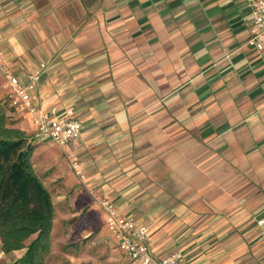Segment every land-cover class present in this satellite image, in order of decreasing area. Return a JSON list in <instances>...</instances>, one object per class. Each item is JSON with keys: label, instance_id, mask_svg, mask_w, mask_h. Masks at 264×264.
<instances>
[{"label": "crops", "instance_id": "crops-1", "mask_svg": "<svg viewBox=\"0 0 264 264\" xmlns=\"http://www.w3.org/2000/svg\"><path fill=\"white\" fill-rule=\"evenodd\" d=\"M251 21L246 0H0L8 67L25 82L37 71L33 102L81 122L55 155L85 174L65 168L53 201L68 244L94 233L129 262L100 195L147 227L157 256L264 264V51L246 43Z\"/></svg>", "mask_w": 264, "mask_h": 264}, {"label": "trees", "instance_id": "trees-1", "mask_svg": "<svg viewBox=\"0 0 264 264\" xmlns=\"http://www.w3.org/2000/svg\"><path fill=\"white\" fill-rule=\"evenodd\" d=\"M0 103V247L23 250L14 264H46L51 250V193L30 165L33 139L6 125Z\"/></svg>", "mask_w": 264, "mask_h": 264}, {"label": "built area", "instance_id": "built-area-1", "mask_svg": "<svg viewBox=\"0 0 264 264\" xmlns=\"http://www.w3.org/2000/svg\"><path fill=\"white\" fill-rule=\"evenodd\" d=\"M251 12L250 35L247 45L264 51V0H246ZM0 71L5 80L6 97L12 108L28 115L34 126L33 140L49 138L57 145H65L75 141L80 134L81 122L73 108L58 110L36 105L31 97L33 81L37 79V71L29 75L25 82L8 67L0 53ZM75 173L84 178L76 160L71 162ZM95 202L104 210L105 226L112 235L118 249L128 257L130 264H179L180 255L173 251L157 256L151 249L148 229L139 224L131 214L118 211L115 203L106 198L96 197ZM258 225L264 223L263 218L257 220ZM264 237V231L261 232Z\"/></svg>", "mask_w": 264, "mask_h": 264}, {"label": "rangeland", "instance_id": "rangeland-1", "mask_svg": "<svg viewBox=\"0 0 264 264\" xmlns=\"http://www.w3.org/2000/svg\"><path fill=\"white\" fill-rule=\"evenodd\" d=\"M7 89L5 80L0 85V103L4 104L5 113L7 115L6 125L10 127H19L23 129L26 135L29 136L30 128L27 126V116L24 112H20L12 108L6 97ZM26 116V117H25ZM26 123V124H25ZM60 146L50 139H45L42 142L33 140V151L29 161L33 171L41 178L43 184L51 193L52 202L59 191H63V173L65 168L70 170L72 176L78 180H84L85 174L82 170L84 178H80L73 169L71 162L66 160L61 163H56L55 155H60ZM77 161V160H76ZM79 164V161H77ZM80 166V164H79ZM63 171V172H62ZM65 190V189H64ZM104 198L100 195L94 196ZM54 233L52 232V247L48 255L46 264H130L119 252L116 251L113 244H109V240L97 241L96 235L92 233L86 238L75 240L73 244H68L71 240V235L61 236V232L66 228L70 220H65L62 213L57 210L59 203H54ZM196 228H193L194 231ZM53 230V229H52ZM68 234V232L66 233ZM76 233L72 234V236ZM69 241V242H68ZM174 249L175 247H171ZM171 248H169L171 250ZM19 252L10 253L6 256L0 254V264H11L16 259ZM20 264V263H16Z\"/></svg>", "mask_w": 264, "mask_h": 264}]
</instances>
